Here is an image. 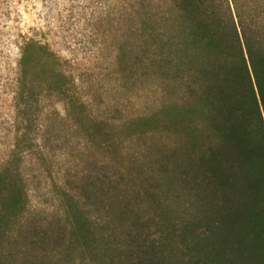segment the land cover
Segmentation results:
<instances>
[{"label": "trees", "instance_id": "trees-1", "mask_svg": "<svg viewBox=\"0 0 264 264\" xmlns=\"http://www.w3.org/2000/svg\"><path fill=\"white\" fill-rule=\"evenodd\" d=\"M121 1L125 24L137 20L130 69L180 99L161 113L184 133L177 170L191 219L141 193L107 198L81 184L58 188L55 217L32 214L19 164L40 90L26 68L58 75L60 60L29 39L14 101L26 128L0 167V264H264V0Z\"/></svg>", "mask_w": 264, "mask_h": 264}, {"label": "rangeland", "instance_id": "rangeland-1", "mask_svg": "<svg viewBox=\"0 0 264 264\" xmlns=\"http://www.w3.org/2000/svg\"><path fill=\"white\" fill-rule=\"evenodd\" d=\"M123 15L121 0H0V167L26 128L14 106L23 42L46 44L60 60L58 75L26 68L40 90L26 128L32 149L19 164L34 215L55 217L58 188L81 184L107 198L141 193L155 211L191 219L177 170L184 133L161 113L180 99L169 84L130 69L137 20L127 25Z\"/></svg>", "mask_w": 264, "mask_h": 264}]
</instances>
